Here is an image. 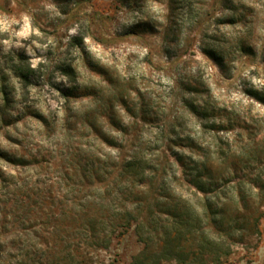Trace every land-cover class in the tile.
<instances>
[{
    "label": "rangeland",
    "instance_id": "374dc122",
    "mask_svg": "<svg viewBox=\"0 0 264 264\" xmlns=\"http://www.w3.org/2000/svg\"><path fill=\"white\" fill-rule=\"evenodd\" d=\"M0 177L6 262L264 264V0H0Z\"/></svg>",
    "mask_w": 264,
    "mask_h": 264
},
{
    "label": "trees",
    "instance_id": "16d2710c",
    "mask_svg": "<svg viewBox=\"0 0 264 264\" xmlns=\"http://www.w3.org/2000/svg\"><path fill=\"white\" fill-rule=\"evenodd\" d=\"M18 76L23 81H26L28 78L27 73L23 71H20ZM140 167V164L135 160H130L122 165V171L131 173L132 175L145 173ZM176 235L178 234L165 233L161 245H158L156 251H152L153 255L158 259H174L179 264H206L208 261H219L222 256L230 254L232 250L229 243L217 240L211 236H202L194 245H180L179 237ZM191 239L195 240L194 237ZM231 240L233 241V239ZM143 249V251H145L147 245H145ZM34 262L35 260L33 259L25 262L14 261L13 263L0 260V264H48L47 261L44 263Z\"/></svg>",
    "mask_w": 264,
    "mask_h": 264
}]
</instances>
